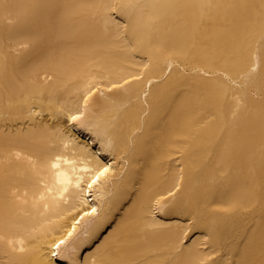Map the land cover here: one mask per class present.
Returning a JSON list of instances; mask_svg holds the SVG:
<instances>
[{
  "label": "bare ground",
  "instance_id": "bare-ground-1",
  "mask_svg": "<svg viewBox=\"0 0 264 264\" xmlns=\"http://www.w3.org/2000/svg\"><path fill=\"white\" fill-rule=\"evenodd\" d=\"M0 264H264V0H0Z\"/></svg>",
  "mask_w": 264,
  "mask_h": 264
}]
</instances>
